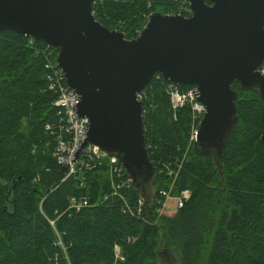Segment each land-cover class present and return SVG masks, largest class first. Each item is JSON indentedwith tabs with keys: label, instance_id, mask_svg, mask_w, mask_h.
<instances>
[{
	"label": "trees",
	"instance_id": "obj_1",
	"mask_svg": "<svg viewBox=\"0 0 264 264\" xmlns=\"http://www.w3.org/2000/svg\"><path fill=\"white\" fill-rule=\"evenodd\" d=\"M184 4L95 0L93 14L109 30L135 40L153 14L190 18ZM48 48L45 42L0 32V264H161V250L180 264H264L260 92L233 84L239 123L218 166L216 153L203 155L191 142L192 106L175 110L170 83L157 74L144 90L146 144L156 173L184 161L179 176H158L162 183L152 198L132 182L121 187L108 164L64 181L68 172L52 152L59 117L49 82V65L55 62ZM178 87L183 93L196 89ZM171 190L173 197L190 191L191 198L174 216L161 219L156 199ZM81 197L90 205L71 210V199Z\"/></svg>",
	"mask_w": 264,
	"mask_h": 264
},
{
	"label": "water",
	"instance_id": "obj_2",
	"mask_svg": "<svg viewBox=\"0 0 264 264\" xmlns=\"http://www.w3.org/2000/svg\"><path fill=\"white\" fill-rule=\"evenodd\" d=\"M190 18L152 15L135 40L109 30L93 14L95 0H0V32L11 31L59 51L58 64L80 96L90 145L120 159L143 195L156 175L147 151L143 104L137 95L159 74L195 86L207 112L196 150L216 153L220 166L239 123L233 84L263 100L264 0H180ZM209 2V4H208Z\"/></svg>",
	"mask_w": 264,
	"mask_h": 264
},
{
	"label": "built area",
	"instance_id": "obj_3",
	"mask_svg": "<svg viewBox=\"0 0 264 264\" xmlns=\"http://www.w3.org/2000/svg\"><path fill=\"white\" fill-rule=\"evenodd\" d=\"M184 5H189L185 2ZM190 7V5H189ZM188 14L192 15L191 8L186 10ZM47 56L54 60V65H49V68L53 72V76L50 79V90H54L57 93V101L55 102V108L58 111L59 121L57 129L53 133L54 147L52 151L56 153L57 162L68 169L65 180H68L72 176L83 173L91 172L97 167H102L104 164H108L113 179L118 178L121 182V187L128 188L131 181L126 178L124 169L119 163V159L116 156L110 155L107 152L102 151L100 147L94 145H88L83 149L84 144L88 139L90 121L88 118H81L79 115L80 96L75 90H72L65 77L63 70L58 64L59 51L57 49L48 48L46 51ZM264 75V68L260 69ZM168 94L172 97V105L175 110L183 108L186 104H190L194 113L193 133L191 141H197L198 130L202 124V121L207 112L206 107L198 101V90L192 89L187 93L181 92L178 85L170 84L168 87ZM146 93L143 91L137 95V100L143 104ZM144 104H143V116H144ZM152 148L147 146V151ZM134 186V185H133ZM119 189V187H118ZM162 196L165 197V202L162 204L161 209L158 210L159 215L167 212L165 205L169 199L175 200L176 212L184 208L185 204L190 200L191 193L184 191L180 197H173L172 190L169 192H162ZM71 210L80 212L87 208L90 204L87 198L81 197L79 199L72 198ZM145 205L143 198L139 201V209L136 211L137 215L142 214V207ZM129 211L134 214L131 208ZM119 252V251H118ZM123 260V258H121Z\"/></svg>",
	"mask_w": 264,
	"mask_h": 264
},
{
	"label": "rangeland",
	"instance_id": "obj_4",
	"mask_svg": "<svg viewBox=\"0 0 264 264\" xmlns=\"http://www.w3.org/2000/svg\"><path fill=\"white\" fill-rule=\"evenodd\" d=\"M185 6L182 5V10L181 11H184ZM184 8V10H183ZM187 12V11H186ZM154 15V14H153ZM263 68H264V65H263ZM251 92V91H250ZM170 96V95H169ZM145 98L147 100V95H145ZM171 98V102H172V97L170 96ZM193 121H194V116H193ZM192 133H193V130L191 132V137H192ZM175 163V165H174ZM174 163H171L169 165H165V166H162L158 172L156 173V176L155 178L153 179V181L151 182V184L147 187L146 189V192L148 193L147 197L148 198H152L153 196L156 195V193L160 190V185L162 183V180L161 179H158L157 177L158 176H162V177H177L179 176V173L182 169V164L184 163V161L182 162H179V161H175ZM166 177V178H167ZM175 200L172 198V199H169L167 201V205H165L166 209H167V212H164L162 215H159L158 213V217H162L165 215V216H168V217H172L176 214V207H175ZM161 218V219H162ZM161 264H180L179 261L177 260V258L172 255V254H164L165 253V250H161Z\"/></svg>",
	"mask_w": 264,
	"mask_h": 264
},
{
	"label": "bare ground",
	"instance_id": "obj_5",
	"mask_svg": "<svg viewBox=\"0 0 264 264\" xmlns=\"http://www.w3.org/2000/svg\"><path fill=\"white\" fill-rule=\"evenodd\" d=\"M57 129V128H56ZM48 130H50V129H48ZM52 135H53V133H52ZM192 142V141H191ZM192 143H195V145H196V141L195 142H192ZM196 148V147H195ZM53 152V151H52ZM55 158H56V153H55ZM119 159V158H118ZM119 162L121 163V161H120V159H119ZM122 164V163H121ZM60 165V164H59ZM61 166V165H60ZM123 166V165H122ZM121 166V167H122ZM64 169H65V172H68V169L67 168H65V167H63ZM124 168V167H123ZM156 168V167H155ZM124 170L126 171V169L124 168ZM127 172V171H126ZM67 175V174H66ZM129 175V174H128ZM156 176V175H155ZM66 178V177H65ZM129 180L132 182V184H133V181H132V179H131V177L129 176ZM171 178H176V177H171ZM70 179V178H69ZM64 181H67V180H65L64 179ZM131 184V183H130ZM162 192H167V191H161L160 193H159V196H158V198L156 199V205H157V213H158V210L159 209H161V207H162V204L165 202V197L164 196H162ZM190 192V191H189ZM183 193V192H182ZM191 193V192H190ZM145 198V197H144ZM119 251V250H118ZM120 252V251H119ZM118 252V253H119ZM120 254V253H119ZM119 257H120V255H119ZM121 259V258H120Z\"/></svg>",
	"mask_w": 264,
	"mask_h": 264
}]
</instances>
